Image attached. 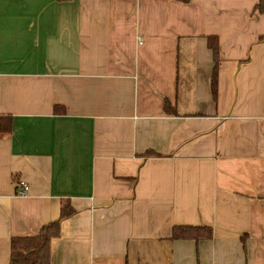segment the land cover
<instances>
[{"label":"crops","instance_id":"0c3cea01","mask_svg":"<svg viewBox=\"0 0 264 264\" xmlns=\"http://www.w3.org/2000/svg\"><path fill=\"white\" fill-rule=\"evenodd\" d=\"M256 4L0 0V264L65 201L51 264H264Z\"/></svg>","mask_w":264,"mask_h":264},{"label":"trees","instance_id":"16d2710c","mask_svg":"<svg viewBox=\"0 0 264 264\" xmlns=\"http://www.w3.org/2000/svg\"><path fill=\"white\" fill-rule=\"evenodd\" d=\"M255 11L264 14V0H257ZM208 44L213 50L216 65L212 81V91L215 99L218 95V64H219V39L208 36ZM166 109L170 110V103L166 102ZM11 117L0 116V136L11 133ZM152 154V153H151ZM154 154V153H153ZM148 155H150L148 153ZM75 213L69 201H65L61 208L60 217L45 224L37 235L14 236L11 241L10 264H51V241L60 236L61 225L64 219ZM213 230L210 226H176L173 230L174 239H200L211 238Z\"/></svg>","mask_w":264,"mask_h":264},{"label":"built area","instance_id":"2783aa9c","mask_svg":"<svg viewBox=\"0 0 264 264\" xmlns=\"http://www.w3.org/2000/svg\"><path fill=\"white\" fill-rule=\"evenodd\" d=\"M21 184H22V189L20 190V194L21 195H26L27 194V192H28V190H29V185L28 184H26L25 182H21Z\"/></svg>","mask_w":264,"mask_h":264}]
</instances>
